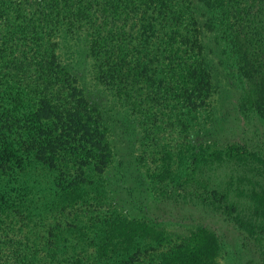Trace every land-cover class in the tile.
Segmentation results:
<instances>
[{
	"label": "trees",
	"instance_id": "1",
	"mask_svg": "<svg viewBox=\"0 0 264 264\" xmlns=\"http://www.w3.org/2000/svg\"><path fill=\"white\" fill-rule=\"evenodd\" d=\"M199 5L238 72L239 108L264 118V0H0V264L209 257L205 239L131 224L112 204L106 119L77 86L80 60L142 117L137 161L154 191L229 212L264 242V159L192 142L218 95Z\"/></svg>",
	"mask_w": 264,
	"mask_h": 264
},
{
	"label": "rangeland",
	"instance_id": "2",
	"mask_svg": "<svg viewBox=\"0 0 264 264\" xmlns=\"http://www.w3.org/2000/svg\"><path fill=\"white\" fill-rule=\"evenodd\" d=\"M197 10L203 53L213 62L218 90L213 115L217 122L212 116L215 121L207 123L209 134H193L192 142L230 144L264 159V118L239 108L242 86L235 77L238 72L231 71L225 64L211 11L203 5ZM63 59L68 60L65 56ZM88 65V62L77 61V68L72 73L78 78L79 89L99 105L105 116L113 157L105 174L106 184L112 204L120 214L131 224L147 226L171 236L205 239L207 247L204 251L209 257L202 264H263L264 242L244 231L229 212L203 208L154 191L146 168L137 161L142 117L95 83ZM181 258V255L174 256L171 264H181Z\"/></svg>",
	"mask_w": 264,
	"mask_h": 264
}]
</instances>
